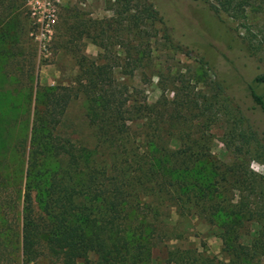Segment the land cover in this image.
<instances>
[{"label":"rangeland","instance_id":"obj_1","mask_svg":"<svg viewBox=\"0 0 264 264\" xmlns=\"http://www.w3.org/2000/svg\"><path fill=\"white\" fill-rule=\"evenodd\" d=\"M151 1L171 26L174 40L190 53L161 46L156 31L150 38L151 59L144 64L132 60L138 40L130 13L136 0H0V264L19 260L27 154L18 143L29 139L39 89L73 84L78 57L96 59L104 44L117 58L116 78L128 93L145 96L144 117L128 129L134 152L142 155L146 142L156 141L150 159L166 158L161 173L181 183L176 200L141 193V200L168 222L163 227L167 235L174 229L182 233L167 245L224 258L226 222L244 243L264 240V111L248 88L257 86L264 95V79L253 82L264 75V0H257L260 6L241 20L215 14L201 0ZM151 29L144 28L139 39L146 41ZM244 46L253 54L240 50ZM86 107L82 95L72 98L63 130L92 148L97 141ZM96 151L111 161L109 148ZM172 154L179 160L173 161ZM33 208L42 214L35 200ZM166 248L154 249L159 264ZM95 258L78 264H94ZM39 263L50 262L44 258ZM257 264H264V256Z\"/></svg>","mask_w":264,"mask_h":264},{"label":"trees","instance_id":"obj_2","mask_svg":"<svg viewBox=\"0 0 264 264\" xmlns=\"http://www.w3.org/2000/svg\"><path fill=\"white\" fill-rule=\"evenodd\" d=\"M136 1L134 12L130 13L138 40L129 55L132 60L144 64L151 59L150 38L156 37V31L161 46L192 51L174 40L171 26L153 1ZM201 1L215 14L224 13L237 20L247 19L248 13L262 3ZM146 27L152 28L153 35L143 41L139 38ZM103 49L93 60L84 55L78 57V74L73 84L39 89V107L29 139L18 143L21 152L27 154V165L19 233L21 246L15 264H40L44 258L49 264H78L89 261L90 255L96 257L94 264H159L153 254L160 245L167 247L162 264H257L264 256V240L256 238L244 243L231 233L228 222L221 234L224 258L167 245L170 239L182 238V233L174 229L167 235L163 227L168 222L158 217L156 210L141 197L149 192L158 200L168 194L176 200L181 183L161 173L166 158L150 159L155 158L156 141L146 142L144 154L134 152L128 129L130 123L144 117L145 96L139 91L128 93L125 83L116 78L119 64L110 45L104 44ZM240 50L253 54L249 47ZM263 79V74L258 75L253 82ZM256 87L250 84L249 94L264 111V95ZM78 95L87 100L85 117L97 141L92 148L63 130L64 113ZM158 115L162 116L159 111ZM150 125L143 123L146 127ZM97 147L109 148V163L98 155ZM179 158L177 154L171 155L173 161ZM136 184L144 187L138 189ZM34 200L42 214L35 212ZM149 214L152 216L146 217ZM2 259L4 254L0 252V262Z\"/></svg>","mask_w":264,"mask_h":264},{"label":"flooded vegetation","instance_id":"obj_3","mask_svg":"<svg viewBox=\"0 0 264 264\" xmlns=\"http://www.w3.org/2000/svg\"><path fill=\"white\" fill-rule=\"evenodd\" d=\"M167 21V20H166ZM168 23V22H167Z\"/></svg>","mask_w":264,"mask_h":264}]
</instances>
